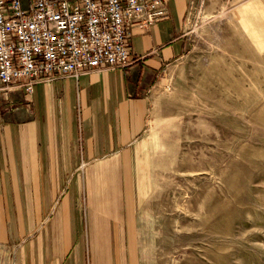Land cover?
<instances>
[{
	"label": "rangeland",
	"instance_id": "374dc122",
	"mask_svg": "<svg viewBox=\"0 0 264 264\" xmlns=\"http://www.w3.org/2000/svg\"><path fill=\"white\" fill-rule=\"evenodd\" d=\"M184 20L132 160L136 264H264V0Z\"/></svg>",
	"mask_w": 264,
	"mask_h": 264
},
{
	"label": "crops",
	"instance_id": "0c3cea01",
	"mask_svg": "<svg viewBox=\"0 0 264 264\" xmlns=\"http://www.w3.org/2000/svg\"><path fill=\"white\" fill-rule=\"evenodd\" d=\"M190 3L167 0V19L131 27L126 67L31 93L0 83V264H136L132 160Z\"/></svg>",
	"mask_w": 264,
	"mask_h": 264
},
{
	"label": "built area",
	"instance_id": "2783aa9c",
	"mask_svg": "<svg viewBox=\"0 0 264 264\" xmlns=\"http://www.w3.org/2000/svg\"><path fill=\"white\" fill-rule=\"evenodd\" d=\"M168 17L167 0H0L2 88L126 67L131 27Z\"/></svg>",
	"mask_w": 264,
	"mask_h": 264
},
{
	"label": "bare ground",
	"instance_id": "6f19581e",
	"mask_svg": "<svg viewBox=\"0 0 264 264\" xmlns=\"http://www.w3.org/2000/svg\"><path fill=\"white\" fill-rule=\"evenodd\" d=\"M237 37V36H236ZM238 44V43H237ZM235 50V49H234ZM251 50V49H250Z\"/></svg>",
	"mask_w": 264,
	"mask_h": 264
}]
</instances>
